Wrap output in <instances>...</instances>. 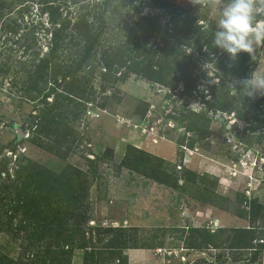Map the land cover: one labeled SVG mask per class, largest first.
Returning <instances> with one entry per match:
<instances>
[{"label": "trees", "instance_id": "16d2710c", "mask_svg": "<svg viewBox=\"0 0 264 264\" xmlns=\"http://www.w3.org/2000/svg\"><path fill=\"white\" fill-rule=\"evenodd\" d=\"M68 1L0 0V36L6 34L7 43L11 42L0 49V86L13 98L33 104L29 118L19 128L34 145L61 158L75 153L76 142L86 133L77 123L98 108L107 110L120 102L117 93L107 91L110 84L115 86L129 74L164 86L177 99L198 100L214 114L234 113L247 123L245 131H255L264 123L263 112L254 119L246 116L252 96H247L239 83L250 77L263 47L256 49L255 60L241 52L236 61H230L226 52L212 47L215 21L207 12L193 11L191 4L176 7L172 0H139L143 3L139 10L133 0L139 17L132 21L125 39L119 45L98 49L107 28L110 0H70L85 8L74 20ZM34 2L42 5L40 15L25 27L32 32L41 28L44 33L24 37L19 28L25 9ZM19 5L12 16L9 9L14 11ZM89 6L92 8L87 9ZM69 46L71 51L63 58ZM206 64L211 65L213 74ZM98 76L102 97L97 101ZM7 77H12L9 87H3ZM234 80L238 82L230 86ZM148 108L149 104L142 114ZM170 116L188 131L204 133L210 127L204 111L188 108ZM18 138L22 143L24 138L17 133ZM194 143L192 139L191 147ZM10 148L0 145V231L19 238L22 252L17 258L0 254V264H72L77 250L84 251L83 264H128V249L156 248L148 238L137 236L136 226L90 224L98 199L93 195L96 174L104 158L112 157L110 148L103 156L88 158L87 170L69 164L62 171L18 153L15 146ZM162 164L164 160L158 156L130 146L120 166L173 188L179 186L181 177L186 181L196 177L189 169H184V177ZM201 229L194 228L212 241L210 233ZM256 232L255 227L233 228L229 248L264 251V240L257 242ZM196 264L210 263L200 259Z\"/></svg>", "mask_w": 264, "mask_h": 264}, {"label": "rangeland", "instance_id": "374dc122", "mask_svg": "<svg viewBox=\"0 0 264 264\" xmlns=\"http://www.w3.org/2000/svg\"><path fill=\"white\" fill-rule=\"evenodd\" d=\"M132 1L110 0L107 28L98 49L119 45L125 39L132 21L139 17L136 2ZM172 1L180 8L191 4L190 0ZM137 2L140 10L142 1ZM68 5L73 20L85 10L79 3L70 0ZM90 6L87 9H91ZM41 7L34 2L25 9L23 24L19 28L24 29L19 30L22 36L33 37L34 32L44 33L40 26L33 32L30 27H25L29 20L39 17ZM18 8H21L20 5L14 11L9 9L12 16H16L14 12ZM195 8L193 6V11ZM202 12H207L215 21L219 10L212 12L205 9ZM47 15L48 12L43 14L45 22ZM6 36H0V49L11 44L7 43L9 37ZM73 50L76 51L75 48ZM70 51L71 46L66 49L63 58ZM206 65L213 74L211 65ZM254 71L264 74V47L251 74ZM11 78H4L6 86H2L9 87L7 82ZM216 80L219 81L218 78ZM237 82L234 80L229 84L235 86ZM97 83L98 101L102 97L100 77ZM109 86L107 93L115 92L122 100L109 105L107 110L98 108L97 112L77 123L80 130L86 133L83 140L76 142L75 153L67 158L34 145L28 141V133H25L27 136L23 137V142L18 143L20 138L15 139L18 128L29 118L33 104L13 98V94H6L0 86L1 147L7 150L15 146L18 153L55 171H62L69 164L87 170L88 158L103 156L110 148L112 157L104 158L96 174L93 195L98 199L90 224L100 221L133 225L139 229V238H148L156 246L128 249L127 253L139 250L131 255L133 261L129 260L128 264H196L200 259L210 264H264V251L256 253L229 248L233 228L255 227L256 241L264 240V123L255 131H245L247 123L234 113L214 114L198 100L177 99L171 90L135 74L126 75L115 86ZM262 98L264 94L260 93L251 97L245 108L248 118L254 119L258 113H264ZM147 104L149 108L142 114ZM188 108L204 111L210 118V127L206 132L188 131L179 124V119L170 116H177ZM192 139L195 140L193 147L190 145ZM130 146L163 159L162 167L171 172L175 169L185 177L184 172L189 169L196 177L188 181L181 177L179 186L173 188L124 168L120 164ZM198 227L207 230L212 241L194 230ZM21 252V240L0 231V254L17 258ZM83 253L77 250L72 264H83Z\"/></svg>", "mask_w": 264, "mask_h": 264}, {"label": "clouds", "instance_id": "9594fccd", "mask_svg": "<svg viewBox=\"0 0 264 264\" xmlns=\"http://www.w3.org/2000/svg\"><path fill=\"white\" fill-rule=\"evenodd\" d=\"M190 3L199 9V13L205 9L219 10L212 33V47L226 52L233 62L241 52L256 59V49L264 47V0H190ZM239 83L247 96L264 94L262 73L254 71Z\"/></svg>", "mask_w": 264, "mask_h": 264}, {"label": "crops", "instance_id": "0c3cea01", "mask_svg": "<svg viewBox=\"0 0 264 264\" xmlns=\"http://www.w3.org/2000/svg\"><path fill=\"white\" fill-rule=\"evenodd\" d=\"M134 249H141V248H134ZM138 251H139V250H133V251L131 250V251L128 253V254H129L128 257H129V260H130V261H133V258H132L131 255H132V254L135 255V253H138Z\"/></svg>", "mask_w": 264, "mask_h": 264}, {"label": "water", "instance_id": "95a60500", "mask_svg": "<svg viewBox=\"0 0 264 264\" xmlns=\"http://www.w3.org/2000/svg\"><path fill=\"white\" fill-rule=\"evenodd\" d=\"M18 134L22 138L25 137V136H27V134H25L20 128H18Z\"/></svg>", "mask_w": 264, "mask_h": 264}]
</instances>
